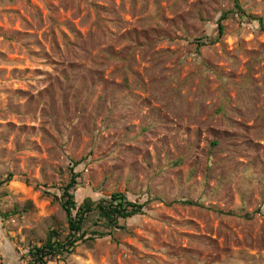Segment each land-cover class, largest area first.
<instances>
[{"label":"rangeland","instance_id":"374dc122","mask_svg":"<svg viewBox=\"0 0 264 264\" xmlns=\"http://www.w3.org/2000/svg\"><path fill=\"white\" fill-rule=\"evenodd\" d=\"M71 170L72 215L142 212L66 246ZM47 241L44 264H264V0H0V264Z\"/></svg>","mask_w":264,"mask_h":264},{"label":"trees","instance_id":"16d2710c","mask_svg":"<svg viewBox=\"0 0 264 264\" xmlns=\"http://www.w3.org/2000/svg\"><path fill=\"white\" fill-rule=\"evenodd\" d=\"M235 5H238L236 1ZM224 16V14L221 15L217 24L218 35H221L223 32L221 20L224 19ZM77 176L78 175L71 170L69 182L63 187L62 193V197L64 198L62 208L65 212L68 230L71 234L70 237L72 238L67 240L66 246H69L70 248L74 247L75 240H78V237H75V235L81 230V225L89 212L97 211L99 217L102 218L106 225L110 227H116L118 218L125 219L142 212V205L128 200L120 193H113L110 196V200L107 204H103L102 202L94 203L90 198H85L82 205L77 207L75 214L72 215V210H75L76 204L73 200V194H71L70 190L75 188L77 184ZM64 244L65 243H51L50 241H47V243L42 247L34 249L30 254L32 260L34 261L32 264H44V259H46L45 255L51 256L60 250H64Z\"/></svg>","mask_w":264,"mask_h":264},{"label":"built area","instance_id":"2783aa9c","mask_svg":"<svg viewBox=\"0 0 264 264\" xmlns=\"http://www.w3.org/2000/svg\"><path fill=\"white\" fill-rule=\"evenodd\" d=\"M29 262H30V264H32L34 261L31 259Z\"/></svg>","mask_w":264,"mask_h":264},{"label":"clouds","instance_id":"9594fccd","mask_svg":"<svg viewBox=\"0 0 264 264\" xmlns=\"http://www.w3.org/2000/svg\"><path fill=\"white\" fill-rule=\"evenodd\" d=\"M29 264V263H28Z\"/></svg>","mask_w":264,"mask_h":264}]
</instances>
